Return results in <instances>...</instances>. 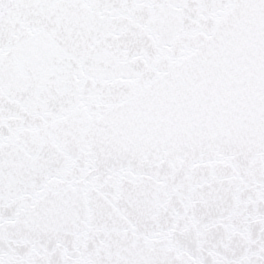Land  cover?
Instances as JSON below:
<instances>
[{"label": "snow or ice", "instance_id": "1", "mask_svg": "<svg viewBox=\"0 0 264 264\" xmlns=\"http://www.w3.org/2000/svg\"><path fill=\"white\" fill-rule=\"evenodd\" d=\"M0 264H264V0H0Z\"/></svg>", "mask_w": 264, "mask_h": 264}]
</instances>
